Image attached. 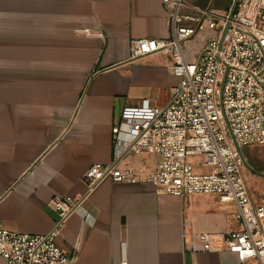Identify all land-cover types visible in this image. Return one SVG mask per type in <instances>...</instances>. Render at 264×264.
Listing matches in <instances>:
<instances>
[{
	"label": "crops",
	"instance_id": "0c3cea01",
	"mask_svg": "<svg viewBox=\"0 0 264 264\" xmlns=\"http://www.w3.org/2000/svg\"><path fill=\"white\" fill-rule=\"evenodd\" d=\"M86 28L103 37L77 33ZM209 34L191 41L193 58ZM170 37L163 0H0V229L51 232L52 199L83 198L89 167L113 161L112 129L124 108L144 98L169 103L178 83L171 57L132 60L130 44ZM155 162L130 154L120 167L150 170ZM235 212L216 196L175 197L154 183L107 178L56 243L79 264H243L194 239L238 231ZM0 264L7 263L0 257Z\"/></svg>",
	"mask_w": 264,
	"mask_h": 264
},
{
	"label": "built area",
	"instance_id": "2783aa9c",
	"mask_svg": "<svg viewBox=\"0 0 264 264\" xmlns=\"http://www.w3.org/2000/svg\"><path fill=\"white\" fill-rule=\"evenodd\" d=\"M223 1L229 9L163 0L171 18V37L133 40L130 52L132 60L158 54L171 57V73L178 83L169 103L159 107L144 98L124 108L112 129L113 161L89 167L83 198L52 199L58 219L51 232L30 235L0 229V257L7 264H79L56 240L77 207L107 178L154 183L175 197L212 195L233 204L238 231L220 241L209 234L194 239L203 250L228 251L243 264H264V204L252 200L240 153L264 146V0H238L232 18L235 0ZM207 31L209 36L193 58L185 44ZM77 33L103 37L87 28ZM130 154L153 155L156 162L150 170L123 169L120 162ZM196 158L202 159L199 168ZM121 264L128 262L123 259Z\"/></svg>",
	"mask_w": 264,
	"mask_h": 264
},
{
	"label": "rangeland",
	"instance_id": "374dc122",
	"mask_svg": "<svg viewBox=\"0 0 264 264\" xmlns=\"http://www.w3.org/2000/svg\"><path fill=\"white\" fill-rule=\"evenodd\" d=\"M194 2L196 0H188ZM223 0H213L209 2L216 9H226ZM207 4V3H206ZM186 50H194V42L185 44ZM243 154L247 165H245L244 174L247 178V184L251 193L252 200L257 204H264V146L249 147L243 149ZM201 158H196V168H199Z\"/></svg>",
	"mask_w": 264,
	"mask_h": 264
},
{
	"label": "water",
	"instance_id": "95a60500",
	"mask_svg": "<svg viewBox=\"0 0 264 264\" xmlns=\"http://www.w3.org/2000/svg\"><path fill=\"white\" fill-rule=\"evenodd\" d=\"M237 1L238 0H235L233 5H232L231 11H230V18H232V16L234 15V12H235V9H236V6H237ZM228 28H229V23L227 24V26L223 30V33H222V36H221V45H222V43L224 41V38H225V35L227 33ZM240 153H241L242 158L244 159L242 152H240ZM244 163H245V165H247L245 159H244Z\"/></svg>",
	"mask_w": 264,
	"mask_h": 264
},
{
	"label": "trees",
	"instance_id": "16d2710c",
	"mask_svg": "<svg viewBox=\"0 0 264 264\" xmlns=\"http://www.w3.org/2000/svg\"><path fill=\"white\" fill-rule=\"evenodd\" d=\"M207 2H208V1H207ZM222 2H223V1H222ZM224 2H225V4H226V5H225L226 9H229L230 6L228 5V3H227L226 1H224Z\"/></svg>",
	"mask_w": 264,
	"mask_h": 264
}]
</instances>
